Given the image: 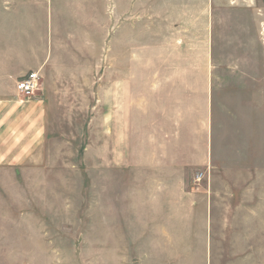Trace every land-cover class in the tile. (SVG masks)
<instances>
[{
  "label": "rangeland",
  "instance_id": "1",
  "mask_svg": "<svg viewBox=\"0 0 264 264\" xmlns=\"http://www.w3.org/2000/svg\"><path fill=\"white\" fill-rule=\"evenodd\" d=\"M167 59L207 67L212 131L161 178L120 80ZM0 83V264H264V0H0Z\"/></svg>",
  "mask_w": 264,
  "mask_h": 264
},
{
  "label": "crops",
  "instance_id": "2",
  "mask_svg": "<svg viewBox=\"0 0 264 264\" xmlns=\"http://www.w3.org/2000/svg\"><path fill=\"white\" fill-rule=\"evenodd\" d=\"M170 54L169 50L168 56ZM129 67L130 75L121 79L120 84L121 88L129 89L130 130H133L134 139L141 141L144 151L159 153L156 160L155 157L144 160V166L152 174L167 178L169 168L177 165L175 159H170L167 154L176 151L190 153L182 163H205L212 131L207 67L196 66L194 71L193 64H173L167 59V62L152 64L151 70H147L150 75L146 77L143 76L146 70L140 69V66ZM197 68H200L198 81L195 80ZM140 72L143 73L140 75ZM15 85L13 92L16 94ZM171 190L167 180L154 179L148 191L151 194L147 193L154 204L167 200V208H170V200L175 202V194ZM186 204L187 209H192L189 203Z\"/></svg>",
  "mask_w": 264,
  "mask_h": 264
},
{
  "label": "built area",
  "instance_id": "3",
  "mask_svg": "<svg viewBox=\"0 0 264 264\" xmlns=\"http://www.w3.org/2000/svg\"><path fill=\"white\" fill-rule=\"evenodd\" d=\"M41 80V75L36 71H30L20 78L15 85V90L18 96L26 99L33 98L38 90V85ZM201 173L195 176V181H200Z\"/></svg>",
  "mask_w": 264,
  "mask_h": 264
}]
</instances>
